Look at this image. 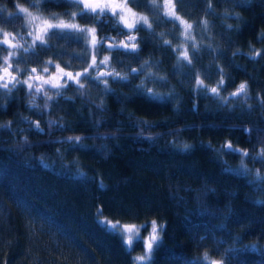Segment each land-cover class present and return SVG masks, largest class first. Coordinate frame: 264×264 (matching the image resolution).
<instances>
[{
    "label": "trees",
    "instance_id": "trees-1",
    "mask_svg": "<svg viewBox=\"0 0 264 264\" xmlns=\"http://www.w3.org/2000/svg\"><path fill=\"white\" fill-rule=\"evenodd\" d=\"M25 2L0 0L1 33H30L16 9ZM164 3L128 0L152 28L138 26V54L117 48L109 63L121 76L143 68L139 78L109 77L107 92L82 78L37 93L0 87V264H139L153 221L158 238L144 264H264V0H173L192 39ZM27 9L52 20L78 5ZM50 31L14 63L84 68L87 31ZM5 52L0 44V59ZM141 84L158 99L137 94ZM241 84L246 92L233 96ZM124 225L148 241L129 245Z\"/></svg>",
    "mask_w": 264,
    "mask_h": 264
},
{
    "label": "snow or ice",
    "instance_id": "snow-or-ice-1",
    "mask_svg": "<svg viewBox=\"0 0 264 264\" xmlns=\"http://www.w3.org/2000/svg\"><path fill=\"white\" fill-rule=\"evenodd\" d=\"M75 2L82 5V8H81L82 12H91V13H94L97 15H103L105 12H111L112 15H119V19L123 23V25L126 29L138 31V30H140L138 25L139 26L146 25L147 28H149V29L152 28V25L148 22L147 17H140L139 21H137L133 18L130 21V18L127 15L123 14V13H130L131 12V9L128 7V0H123V3H121V4L115 3L114 0H75ZM164 7L173 8L174 7L173 0H165ZM117 8H119V12H117ZM23 14H27L28 16H31V13L29 12V10L27 8L20 7L19 11H18V15H23ZM168 14L171 15V17L174 20H178V21L180 20V18L178 16H176L174 11H172ZM133 16H134V14H133ZM180 22L186 25L185 36H186V38H188L187 30L191 29L192 25L187 24L186 21H180ZM205 23H207V22L205 21ZM43 25L44 26H41L37 29V34L35 35L34 40H33L34 45L36 44L37 41H39L40 43H46L45 37L53 34L50 30L71 29V30L77 31L79 33H84L86 31V29L79 28L78 25H76V24H66L63 21H60V23H58V24H52L49 21L45 20V21H43ZM95 31H96L95 28L91 29V32L93 34L95 33ZM31 34L32 33H29V35H31ZM124 34L127 35V42L121 41L119 44L112 43V44L106 45V47L109 49L122 47L123 49L130 51L132 54H138L139 49H138L137 43L135 42L136 37L132 34H129V33H124ZM11 35L12 34L7 33V32L3 33L4 39L2 41H0V44L7 45L10 48H16L17 45L12 43L11 39H9V37ZM91 43L93 44V46H95L97 43L94 35H93ZM165 43L170 44V42H168V41H165ZM13 55H15V53L9 52L8 56L4 58V65H6V66L3 67V74L0 75V81L3 82V83H0V87H2L4 89H9V83L16 82V83L26 84L28 89L30 90L32 88V85L29 84L27 80L18 81L17 77L12 75V73L9 71V69L11 68V63L9 61ZM257 55H259V53H257ZM180 57H181V59H183V60L187 61L189 64H191V60L189 58V54H188L187 50H184L182 53H180ZM107 62H108V57H104L103 60H101V64H106ZM49 63H51V62H49ZM145 63H147V62H145ZM56 67H59V66L57 65ZM90 67H92V68H98L99 67L98 65H96L95 55L92 56V64L90 65ZM31 71L33 73H35L36 69L33 68ZM44 71L47 72V68H45ZM60 71H63V69H60ZM144 72H145V70L143 68L140 70L130 69L129 75L121 76V74L119 72H115V70L113 69L111 71L100 73L99 76L90 77V76H88V72L86 70L85 73H83V74L78 73L77 76L84 75L86 78L96 80L98 83L102 82L105 85V91L107 92V91H112V89L107 88L108 79L106 77H111L112 80L119 81V82L123 83L126 81L130 82L131 74L134 73L135 77L139 78V76L144 75ZM66 76L69 79H75L71 72L66 73ZM151 76H152V74L149 73L148 77H151ZM6 77H8L9 79L6 80ZM102 77H105V78L102 79V81H101ZM39 78L40 77H36V79H39ZM46 82H48V81H46ZM152 82L153 83L160 82L162 84L167 83L166 78H164V77L154 78V79H152ZM199 84L202 85L203 82L200 81ZM221 84H222V82H221ZM52 87L59 88L60 85L53 84ZM36 91L39 92L40 89L37 88ZM135 91L137 92V94L146 96L148 99H150L152 101H156L158 99L159 94L152 93V90L144 87L143 84L136 86ZM211 92L217 93V89L212 88ZM245 92H246V86H245V84H241L239 86L238 91L232 93V95L238 96L241 93H245ZM45 95L47 96V93H45ZM57 95H59V93H57ZM169 96H171V94H169ZM47 99H52V97H47ZM225 103H227V101H225ZM98 107L102 108V105H99ZM140 123L144 124L146 122L141 121ZM69 139H71L73 141V143H77L81 140V137L77 136V137H72ZM187 148H188V146H185L186 150H187ZM224 150L227 152L239 151L238 149L234 148L231 143H228L226 146H224ZM241 155L242 156H248L249 154L247 152H242ZM253 159H255V157H253ZM260 159L262 161H264V148L261 149ZM244 167L246 169V165H244ZM100 214H102V213H99L98 215H100ZM101 223H103L105 225V227L109 226L107 222L101 221ZM116 227H117V225H115V224L111 225L112 229H115ZM134 227L135 226L124 225V230L131 233L133 231ZM145 227H147V226H145ZM151 229H152V235H151V237L147 243V252H146L145 256H141V257L136 258L138 260H143L145 258L151 259V253L153 250V242L156 241L158 238L157 237V225H156L155 221L152 222ZM131 243H132V236L129 235L128 236V244L130 245ZM213 264H219V262H213Z\"/></svg>",
    "mask_w": 264,
    "mask_h": 264
},
{
    "label": "flooded vegetation",
    "instance_id": "flooded-vegetation-1",
    "mask_svg": "<svg viewBox=\"0 0 264 264\" xmlns=\"http://www.w3.org/2000/svg\"><path fill=\"white\" fill-rule=\"evenodd\" d=\"M66 1H69V0H66ZM70 1L75 2V0H70ZM114 2L117 4H121V3H123V0H114ZM51 3H52V0H26L25 3L19 4V5H17V7L22 6L24 8H30V10L37 11V10H40L41 8H46L47 6H50ZM77 5H78V9L76 10V12H74L72 14V16L80 15L81 18L86 19V18L90 17L93 20V22L90 21L89 23L86 21L85 22H79L76 20L78 22L79 28L86 29V31L88 33L86 39L88 40V43L93 48V50L90 51L88 59L86 60L85 67L82 68L78 72L66 70L60 66L56 67L57 65H52L51 63H49V61L48 62L46 61L44 64L42 63V65L29 64L30 66L27 69L22 70L21 67L17 66V64H15L14 62L19 63V57H17V56H19V50L27 48L28 46L31 47L34 39H33L32 35H29L27 33L23 34V35L20 34V35L13 36L14 44H16L17 47L13 48V53H15V55H13L10 58L9 62L11 63V68L9 69V71L12 73V75L17 77L18 81L30 80L31 82H28V83L33 86L35 93H37V91H36L37 88H39L40 89L39 92H41L45 89H48V87L52 86L53 84H58L60 86H70L71 84H73L72 81H74L76 78H78L79 80L82 78L85 81L89 78H86L84 75L77 76V74L78 73L83 74V73H85L86 70L88 72V76H90V77L99 76L100 73L111 71L113 69L115 70V72H118V70H116V68L111 66V64L109 63L111 52L117 48L109 49L106 47V45L112 44V43L119 44L121 41L127 42V35H125L124 33L132 34L136 37V40L138 39L139 34L136 31L124 28V26L120 22H118L116 15H112L111 12H105L103 15H97V14H94L91 12H82L81 11L82 5H80L78 3H77ZM170 9L172 11H174L173 8H170ZM118 11H119V8H117V12ZM35 15L39 16V14H37V13H35V14L32 13L31 16H28L29 22H31L32 17H34ZM166 16L168 18L173 19L171 17V15L168 16L166 14ZM176 16H178V15L176 14ZM41 18L43 20H47V21H49V20L50 21H60V20L70 19L67 17H58L57 19H52V20L48 19L46 17H41ZM173 22L179 23L178 20H174V19H173ZM96 23H98L99 25L105 24L108 26V29L99 30ZM89 25H90V28L88 29ZM144 27L147 28V26H144ZM93 28H95V30H96L94 34L91 32V29H93ZM86 31H85V35H86ZM93 35L95 36L96 41H97L95 46H93V44L91 43ZM28 43H30V45ZM98 46H100V47L102 46V48L104 47L105 49L100 51L97 54V52H95L94 49ZM119 48L121 49L122 47H119ZM16 52H17V54H16ZM93 55H95V57H96V65L99 66L98 68L90 67V65L92 64V56ZM5 57H7V55L4 53L0 59V75L3 74V67L6 66V65H4V58ZM104 57H108V62L106 64H101V60H103ZM13 59H14V61H13ZM33 68L36 69L35 73H33L31 71ZM45 68H47V72L44 71ZM60 69H63V71H60ZM69 72L72 73V75L75 79H69L66 76V73H69ZM36 77H40V78L36 79ZM104 78L105 77H102L101 81ZM106 78L108 79L109 77H106ZM7 79H9V78L6 77V80ZM46 81H48V82H46ZM0 83H3V82L0 81ZM9 86H27V85L22 84V83L12 82V83H9Z\"/></svg>",
    "mask_w": 264,
    "mask_h": 264
},
{
    "label": "rangeland",
    "instance_id": "rangeland-1",
    "mask_svg": "<svg viewBox=\"0 0 264 264\" xmlns=\"http://www.w3.org/2000/svg\"><path fill=\"white\" fill-rule=\"evenodd\" d=\"M163 5H164V4H163ZM20 7H22V6L16 7V9L19 10ZM128 7L131 9V12H130V13H123V14H124V15H127V16L130 18V21H131V19H133V18H134L135 20L139 21L140 17H147L144 13L135 10V9L132 8L129 4H128ZM23 8H24V7H23ZM164 11L166 12V14H167L168 16H170L168 13L172 12V10H171L170 8H168V7H164ZM118 12H119V11H118ZM133 14H134V16H133ZM35 16H36V15H35ZM35 16L32 17L31 22H30V24L28 25V27H29V29H30L29 32L32 33L31 35H32L33 39H34L35 35L37 34V29H38L39 27H41V26H44V25H43V21H45V20H43V19L41 18V17H42L41 15H39V16L37 15L36 17H35ZM73 18H74V16H72L70 19L60 20V21H63V22L66 23V24H76V25H78V22H77L75 19H73ZM116 18H117L118 22H120V23L123 25V23H122V22L120 21V19H119V15H116ZM147 19H148V18H147ZM60 21H50V20H49V22L52 23V24L60 23ZM180 21H182V20L180 19ZM148 22H149V20H148ZM149 23H150V22H149ZM179 25H180V29H181L180 33L182 32L181 36L183 35L184 37H186V36H185L186 25L183 24V23H181V22H179ZM123 26H124V25H123ZM138 26H139V25H138ZM144 26H146V25H144ZM89 28H90V25L88 26V29H89ZM124 28H125V27H124ZM5 32H7V31H5ZM7 33H8V32H7ZM25 34H26V33H25ZM16 35H20V34H16ZM16 35H11V36L9 37V39H11L12 43H14V41H13V36H16ZM187 36L189 37L188 39H192V36L189 35V29L187 30ZM3 39H4L3 33L0 32V41H2ZM5 46H6V52H5V54L8 56L9 52H13V48L8 47L7 45H5ZM181 51H182V48H181ZM16 54H17V52H16ZM28 82H31V81L28 80ZM26 87H27V86H26ZM27 89H28V87H27ZM31 89L34 90V89H33V86H32ZM124 231H125V230H124ZM125 234H126L127 239H128V236L131 235V236H132V239H140V240L142 241L143 244H144V241H148V236H149V234H143V235H142V234L140 233L139 226H135V227L133 228V231H132L131 233L125 231ZM146 252H147V246H146V247L144 246V250H143V252L138 253V254L136 255V258L141 257V256H145ZM146 259H147V258H145V259H143V260H138V259H136V261H137L139 264H144V263L146 262Z\"/></svg>",
    "mask_w": 264,
    "mask_h": 264
}]
</instances>
